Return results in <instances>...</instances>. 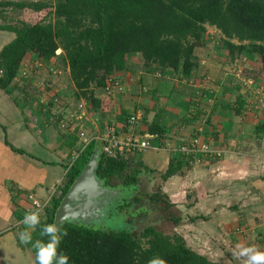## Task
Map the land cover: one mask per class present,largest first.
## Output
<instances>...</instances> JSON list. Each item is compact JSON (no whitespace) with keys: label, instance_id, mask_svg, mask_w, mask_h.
Wrapping results in <instances>:
<instances>
[{"label":"crops","instance_id":"crops-1","mask_svg":"<svg viewBox=\"0 0 264 264\" xmlns=\"http://www.w3.org/2000/svg\"><path fill=\"white\" fill-rule=\"evenodd\" d=\"M10 35L1 41L12 42ZM196 55L190 78L171 70L149 73L139 55L129 56L126 69L95 90L97 99L109 102L103 115L83 100L74 109V92L60 95L59 70L36 66L32 55L26 58V68L41 70L45 83L41 94L27 92L17 76L7 90L0 89V258L29 260L16 249L19 231L34 230L21 223L32 210L28 197L50 206L60 195L68 169L87 147L78 132L102 146L108 134L122 145L131 139L147 142L146 150L130 157L142 162L148 175L161 176L172 161H182L180 172L163 181V192L182 213L179 228L190 234L188 246L211 263L245 264L235 255L238 245L264 251V135L255 134L264 123V75L255 69L259 57L233 60L219 43ZM248 69L254 80H247ZM131 117L139 119L137 125H130ZM61 121L69 128L62 130ZM194 137L210 155H182Z\"/></svg>","mask_w":264,"mask_h":264},{"label":"trees","instance_id":"trees-1","mask_svg":"<svg viewBox=\"0 0 264 264\" xmlns=\"http://www.w3.org/2000/svg\"><path fill=\"white\" fill-rule=\"evenodd\" d=\"M8 12L17 14L18 22L0 25L1 32L14 35L0 52V89L12 85L32 55L41 64L69 70L75 100H83L100 115L109 112V102L97 99L95 90L106 88L112 77L123 72L129 56L139 55L149 73L171 70L190 78L198 65L196 52L209 40V28L218 33L221 47L233 60L257 55L255 69L264 75V0H0V20ZM255 134L264 135V123ZM98 143L91 142L82 152L80 146L60 195L52 199L41 223L55 222L57 209ZM181 168L182 161H172L161 179L167 181ZM147 171L125 153L108 156L102 151L97 176L106 187L117 188L113 184L117 181L135 193L140 191V175ZM149 201L156 212L152 222L144 220L145 208L135 206L138 197L125 199L115 208V214L123 216V229L67 224L60 229L66 235L58 251L70 258V264H148L155 257L165 264H213L182 236L156 226L171 223L176 230L182 224L181 212L167 196L154 193ZM31 234L33 241L47 240L39 227ZM17 245L35 264L31 243L21 244L18 239Z\"/></svg>","mask_w":264,"mask_h":264},{"label":"water","instance_id":"water-1","mask_svg":"<svg viewBox=\"0 0 264 264\" xmlns=\"http://www.w3.org/2000/svg\"><path fill=\"white\" fill-rule=\"evenodd\" d=\"M102 149L103 146L98 143L90 161L57 209L54 223L59 229L67 224L95 230L107 228L116 220V215L111 217L110 214L115 213L117 205L131 198V191L122 186L106 187L97 176Z\"/></svg>","mask_w":264,"mask_h":264},{"label":"rangeland","instance_id":"rangeland-1","mask_svg":"<svg viewBox=\"0 0 264 264\" xmlns=\"http://www.w3.org/2000/svg\"><path fill=\"white\" fill-rule=\"evenodd\" d=\"M4 17H5L4 20L3 19L0 20V25H8V24L9 25H11V24L14 25V24H16L18 22V15L17 14H13L12 12H8L7 14H4ZM208 33H209L208 34V39L210 41L208 42L206 47L210 46L211 48H214V47L218 46V43H219V45L222 44V43L219 42L218 33H216V31L214 29L209 28L208 29ZM5 35H6V33H4V34H2L0 36L1 37L0 38V42H3V43H1L2 46H6V43H5L6 41H1L2 38L7 40V37ZM12 36H14V35H10L9 37L12 38ZM29 56H31V55H29ZM258 61L259 60H257V62ZM29 63H30V61H27V65ZM34 63H36V66H38L39 65V60L35 59ZM37 68L38 67H35V69H37ZM58 68H59V71L56 72V73L60 72V75H59L60 76V80H59L60 83L58 85V88L60 89V95H67L68 96V95H70L71 90L74 91L73 83L71 82L70 78L67 77L66 69L65 68L63 69V67H61V66L58 67ZM43 70H44V68H43ZM39 71H41V70H39ZM246 71L249 73V76L247 75V80L248 79L250 80L251 78H253V80H254V77H252V74L250 73V70L248 69ZM38 72L34 73L32 70H30V67H29V69L26 68L25 64L22 67L18 77L21 78L22 83L26 82L25 86H26V91L27 92H29L30 90H33L34 92L35 91L37 93L39 92V94L42 93L39 87L42 88V86H44L43 83H45L44 82L45 80L42 77L43 73L39 74ZM255 82L256 81H254V83ZM38 83H41V84H39V86H38ZM237 85H239V84H237ZM70 96H72L70 99L72 100L71 104H73L72 107L74 109L77 108V106L82 105L83 101L78 102L77 100H75V97H73L74 96L73 93ZM147 173L148 172H143L140 175V188H139L140 191L135 192V193L131 192L132 196H131L130 199L134 200L135 196L139 198V202L135 203L136 204L135 206L137 208H142L143 207V208L146 209L145 213L143 215V218H144V220L146 222L149 223V222H152L154 220V218H156V216H155L156 212L154 211V208L150 205L149 196L153 195L154 193H160L161 195H165V196H166V194L163 192V187H162L163 180L161 179V176L160 175L152 176V175H148ZM113 184L116 185V186L117 185L119 186L117 181H113ZM136 193H138V194L136 195ZM169 201H170V203H172L170 199H169ZM176 210L180 211L179 209H176ZM116 214L115 213L114 214L111 213L110 215H112L111 217H113ZM159 217H160V215H158V218ZM122 218H123V216L116 215V217H115L116 220L113 223H111L107 228L106 227L105 228L106 229H110V230H114V231H118V230L123 229L124 228V223L122 222L123 220L122 221L120 220ZM119 221H121V222H119ZM156 226L160 227L161 229H165L166 228L167 232H169V233L176 232L180 236L183 235V239L185 240V243L187 245H193L192 244V240L189 237L190 234L187 233V232L182 233V231H181V229L179 227L176 228V230H175L174 228L172 229L171 223H168L166 225V223H164V222H162L161 224H160V222H158L156 224ZM184 231H187V230H184ZM11 247H13V246H11ZM16 249H18L17 252H21V254H22V251L20 250L19 247H17ZM7 251L12 252V250H7ZM9 255H10V253H9ZM27 263H29V260L21 261V262H14V260L11 259V258H8V259L0 258V264H27Z\"/></svg>","mask_w":264,"mask_h":264},{"label":"clouds","instance_id":"clouds-1","mask_svg":"<svg viewBox=\"0 0 264 264\" xmlns=\"http://www.w3.org/2000/svg\"><path fill=\"white\" fill-rule=\"evenodd\" d=\"M42 210L26 213L21 221L27 229H36L39 227L40 236L46 237L47 240L33 241L31 231L24 230L19 232L18 239L21 244L31 243L35 249V264H70V258L62 251H58L62 242L63 236L66 233H61L55 223H41ZM235 255L245 259V264H264V251H259L253 246L241 247L237 246ZM148 264H165V262L155 257L148 261Z\"/></svg>","mask_w":264,"mask_h":264},{"label":"built area","instance_id":"built-area-1","mask_svg":"<svg viewBox=\"0 0 264 264\" xmlns=\"http://www.w3.org/2000/svg\"><path fill=\"white\" fill-rule=\"evenodd\" d=\"M114 86L119 87V84L115 83ZM138 122H139V119L137 117H131L129 119L130 125L135 126L138 124ZM59 126L62 130H64L65 127L69 128V125H67V122L65 123L61 121L59 123ZM77 135L85 147L90 144V140L89 138H87L84 132H78ZM101 143H104L103 151L108 156H115L117 152H123V154L125 153L126 155L131 156L140 151H144L149 147L147 142L139 141L138 139H131L130 141L122 145L116 142V138L110 134L106 135V137L101 141ZM198 152H202V153L209 154V155L211 154V151L209 150L207 145H200L198 137H194L192 139L191 145L184 146L181 149L182 155L186 157H191V155H193L194 153L196 154ZM28 199L30 200L32 204V210L29 211L28 213L36 211L37 209H41L42 216H43L46 208L49 206V202L40 203L37 200H35L33 196L31 195L28 197Z\"/></svg>","mask_w":264,"mask_h":264},{"label":"flooded vegetation","instance_id":"flooded-vegetation-1","mask_svg":"<svg viewBox=\"0 0 264 264\" xmlns=\"http://www.w3.org/2000/svg\"><path fill=\"white\" fill-rule=\"evenodd\" d=\"M134 195V194H133ZM112 216V215H111Z\"/></svg>","mask_w":264,"mask_h":264}]
</instances>
